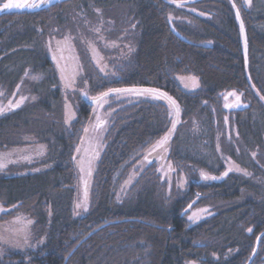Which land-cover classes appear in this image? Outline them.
<instances>
[{"label":"trees","instance_id":"trees-1","mask_svg":"<svg viewBox=\"0 0 264 264\" xmlns=\"http://www.w3.org/2000/svg\"><path fill=\"white\" fill-rule=\"evenodd\" d=\"M247 1L57 0L0 13V90L12 97L21 87L30 96L0 116V151L29 139L47 148L41 162L0 174V203L30 217L40 241L0 264H248L264 233V0ZM96 24L111 39L125 36L133 50L107 77L85 56L81 90L96 98L110 89H156L179 109L171 156L191 173L188 191L172 201L150 181L123 202L115 194L124 168L171 131L168 98L127 92L91 104L78 94L76 118L65 125L46 43L76 28L92 35ZM177 74L196 76L200 89L185 91ZM233 92L240 108L226 106ZM96 110L107 123L104 149L91 208L76 218L75 156ZM191 204L209 207L210 216L189 226ZM257 250L251 264L260 262L264 236Z\"/></svg>","mask_w":264,"mask_h":264},{"label":"rangeland","instance_id":"rangeland-1","mask_svg":"<svg viewBox=\"0 0 264 264\" xmlns=\"http://www.w3.org/2000/svg\"><path fill=\"white\" fill-rule=\"evenodd\" d=\"M28 1L30 0H13V3L24 5ZM7 2L8 0H0V11L3 9V4ZM247 2L250 4L249 0ZM77 22L75 21V24ZM90 31L92 35H86L83 30L76 28L74 33L69 30L61 37L52 36L46 43L50 58L61 80L65 112L63 116L65 125L68 127L76 118L75 98L78 94L83 93L79 82L83 79V60L85 56L94 63L103 76L107 77L117 73V69L121 67L126 56L133 50L130 42L125 41V36L111 39L104 29L102 30L101 25L96 24ZM175 79L187 92H195L200 89L199 78L192 74H187V76L177 74ZM29 97L23 93L21 87H18L12 97H6L5 93L0 90V109H3V111H0V116L21 108ZM9 102H11V107H9ZM17 104L19 107L15 106ZM172 123L173 119L170 124L172 125ZM97 124L100 126L97 127ZM106 127L107 123L104 121L102 113L96 110L91 123L88 124L86 135L79 146L80 151L75 156L79 183L72 210L76 218L87 214L92 205L94 175L97 159L104 149L103 140ZM170 140L164 147L155 150H153V147L158 141L149 146L142 157L130 162L124 168L125 171L118 175L120 181L115 194L119 202L132 198L139 188L149 181L160 186V192L166 200L172 201L179 197L189 180L185 174L180 173L176 170L177 168H173L172 163H170V151H172ZM28 142L29 144L22 147L0 151V164L4 165L3 168H0V174H10L13 167L30 166L46 158L47 148L44 144L37 143L33 139H29ZM81 161L85 168L83 173L80 171ZM89 162L92 170L90 178L86 175ZM81 177L90 179L87 211H84L83 208H76V204L84 199V184ZM197 208L198 206L190 205L187 209L189 217H192L191 224L197 223L203 217L210 215L207 209ZM33 233V220L30 217L17 214L12 208H6L0 203V259L5 258L9 252H28V250L35 249L40 241L35 239Z\"/></svg>","mask_w":264,"mask_h":264},{"label":"snow or ice","instance_id":"snow-or-ice-1","mask_svg":"<svg viewBox=\"0 0 264 264\" xmlns=\"http://www.w3.org/2000/svg\"><path fill=\"white\" fill-rule=\"evenodd\" d=\"M173 2H175V0H173ZM249 3H250V0H249ZM34 7L35 5H32V4H28V5H23V4H20V3H13V0H8L7 3H4L3 4V9H12V8H21V7ZM233 7H235V4H233ZM237 17H239V11H237ZM241 30L243 31V24H241ZM109 91L111 92H117V93H127V92H132V93H135V94H138V95H143L145 93H149V94H152L153 97L155 99H163L166 94H157V90L156 89H110ZM108 95V93H103L102 94V97H106ZM230 95H236L234 92L233 93H230ZM102 97H98L96 99H101ZM262 99H264V97H261ZM171 99V98H169ZM237 101H239L240 97L237 96L236 97ZM173 104H175V102L173 101L172 102ZM11 102H9V107H11ZM16 107H19V105H15ZM236 107H239V103H237L235 105ZM0 111H3V109H0ZM179 109L177 107V113H178ZM102 123V122H101ZM100 125L97 124V127H99ZM173 129H175V122L173 123ZM85 131H87V129H85ZM170 139V136L169 135H165L160 141L157 142V144L153 147V150H155L156 148H161V147H164V145L168 142V140ZM166 150V149H165ZM80 149L77 148V152H79ZM255 155V154H254ZM75 159V157H74ZM4 165L3 164H0V168H3ZM232 169L230 168L229 171H231ZM236 170L239 171V169L237 168ZM80 171L83 173L85 172V168L83 167V162L81 161L80 162ZM87 177L90 178L91 175H92V170H91V166H90V162H89V167L87 169V173H86ZM202 177L204 179H217V177H209L207 176L206 174L204 173H201ZM225 175H227V172L225 173ZM245 175H248V173L245 172ZM81 180L84 184V199L82 202H79L76 204V208H83L84 211H87L88 210V203H87V197H88V187H89V183H90V179H85L83 177H81ZM189 219H192V217H189ZM29 223H31V221H29ZM248 231H251V229H248ZM27 238L25 237V240Z\"/></svg>","mask_w":264,"mask_h":264},{"label":"water","instance_id":"water-1","mask_svg":"<svg viewBox=\"0 0 264 264\" xmlns=\"http://www.w3.org/2000/svg\"><path fill=\"white\" fill-rule=\"evenodd\" d=\"M53 1H57V0H38V1L30 0V1L26 2L24 5L32 4V5H35L34 7H27V6H25V7H21V8H19V9H16V10L30 9V8L33 9V10L42 9V8H45L46 6H48V5H49L50 3H52ZM8 10H10V9H2V10L0 11V13H1V14H2V13H5V12H7ZM14 10H15V9H14ZM240 34H242V43H243V45H244V50L246 51V42H245L244 30L241 31ZM138 90H139V89H138ZM106 93H108L107 96L112 95V94H117V92H111V91L106 92ZM157 94H165V93L160 92V91H157ZM82 96H83L84 100H86L88 103H91V104H96V103L100 102L101 99L104 98V97H102V95L99 96V97H102L101 99H96V98H98V97H96V98H91V97H89L87 94H85L84 92L82 93ZM107 96H106V97H107ZM165 98H166V99H167V98L169 99V97H168L167 95L165 96ZM169 100H170L171 102H173L171 99H169ZM174 106H175V104H174ZM175 112H176V113H175V118H174L173 123L175 122V128H176L177 125H178V120H179V113H177V107H176V106H175ZM174 130H175V129H173V124H172L171 131L168 132V134H167V135L170 136V139H172V136H173ZM85 135H86V133H85ZM85 135H84V136H85ZM170 141H171V140H170ZM227 173H228V172H227ZM224 176H225V174H224L222 177H224ZM262 236H264V233L261 234V235L259 236L258 241H257L258 243H259L260 238H261ZM258 243H257V245H256V248H255V250H254V253H253V255H252L250 261L248 262V264L251 263L252 259L254 258L255 254H256V252H257Z\"/></svg>","mask_w":264,"mask_h":264},{"label":"flooded vegetation","instance_id":"flooded-vegetation-1","mask_svg":"<svg viewBox=\"0 0 264 264\" xmlns=\"http://www.w3.org/2000/svg\"><path fill=\"white\" fill-rule=\"evenodd\" d=\"M3 1V0H2ZM6 1V0H5ZM236 97H237V94L236 95H230V94H228L227 96H226V98H225V101H226V106H227V108H229V109H231V108H240V106H242V103L240 102V101H237V99H236ZM237 103H239V107H236L235 105L237 104ZM170 154H171V151H170ZM170 163H172V167L173 168H177L176 167V165H175V163H174V161H173V159H172V156L170 155ZM189 168L190 167H188V165L186 166V169H184L183 171H181L180 172V170L177 168L176 170H178L180 173H183V174H185L186 176H187V178H188V183H187V186L185 187V189L182 191V193H185V192H187L188 191V188H189V184H190V171H189ZM181 193V194H182ZM180 194V195H181ZM179 195V196H180ZM192 205V204H191ZM197 207V206H196ZM198 208H200V209H207L208 211H210V208L209 207H206V206H198ZM197 208V209H198ZM210 216V215H209ZM208 216H206V217H203V219L201 220V221H199V222H197V223H194V224H191V219H189V215H188V211H186V219H187V221H188V224H189V226H194V225H196V224H198V223H200V222H202L203 220H205L206 218H207ZM258 253V250H257V252H256V254ZM256 254H255V256H256ZM260 255H261V258H260V262L259 263H257V264H264V251H262V252H260ZM255 256H254V258L252 259V261H251V263L253 262V260L255 259ZM251 263H249V264H251Z\"/></svg>","mask_w":264,"mask_h":264}]
</instances>
